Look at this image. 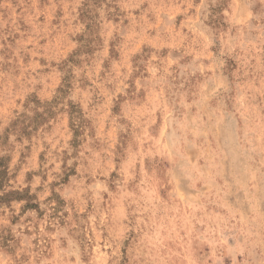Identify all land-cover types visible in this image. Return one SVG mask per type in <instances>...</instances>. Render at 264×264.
<instances>
[{
  "label": "rangeland",
  "instance_id": "obj_1",
  "mask_svg": "<svg viewBox=\"0 0 264 264\" xmlns=\"http://www.w3.org/2000/svg\"><path fill=\"white\" fill-rule=\"evenodd\" d=\"M0 264H264V0H0Z\"/></svg>",
  "mask_w": 264,
  "mask_h": 264
}]
</instances>
